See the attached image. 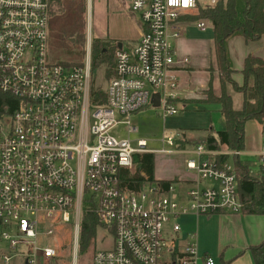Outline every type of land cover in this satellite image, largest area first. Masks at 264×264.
I'll use <instances>...</instances> for the list:
<instances>
[{
    "label": "built area",
    "instance_id": "2783aa9c",
    "mask_svg": "<svg viewBox=\"0 0 264 264\" xmlns=\"http://www.w3.org/2000/svg\"><path fill=\"white\" fill-rule=\"evenodd\" d=\"M123 1L146 30L133 51L116 49L106 103L97 106L89 55L83 65L49 60L51 0H0V92L19 100L13 114L0 117V264H53L63 229L72 230L76 264L85 213L97 215L103 241L112 240L94 252L93 264H216L194 235L181 252L169 247L166 226L178 240L184 217L241 213L234 158L264 176V150H212L205 141L181 148L180 134L162 139L174 149L154 150L132 139L139 133L133 118L154 107L155 95L164 120L178 114L179 68L189 61L176 59L181 18L217 0ZM207 22L197 28L206 31ZM87 48L90 54V37ZM120 125L127 137L113 134ZM174 150L190 178L168 188L156 180L137 192L122 186V171L134 168L137 155Z\"/></svg>",
    "mask_w": 264,
    "mask_h": 264
},
{
    "label": "trees",
    "instance_id": "16d2710c",
    "mask_svg": "<svg viewBox=\"0 0 264 264\" xmlns=\"http://www.w3.org/2000/svg\"><path fill=\"white\" fill-rule=\"evenodd\" d=\"M218 4L208 10L205 19L214 26V57L215 67L208 70L211 81L208 90L204 92L206 104H218L226 121L224 131H209L205 141L212 150H245V127L249 121H257L262 125L264 142V59L249 56L245 60L243 85H238L232 78L235 73L229 55V40L240 36L247 42L260 41L264 36V0H217ZM216 1V2H217ZM187 16H184V19ZM200 20V19H197ZM196 20V21H197ZM86 38L81 36L79 42L85 43ZM111 41H92V54L97 53V60L92 61V76L100 63L105 62L110 72L113 71V56H110ZM115 46V44H114ZM116 47H114L115 53ZM82 65V64H78ZM219 74L222 84V93L219 97L214 94L212 73ZM109 72V73H110ZM114 76L112 73L111 78ZM231 85L233 89L241 93L244 98L241 110H235L233 99L227 93L226 87ZM107 95L102 89L92 83L93 105H104ZM203 101V100H202ZM19 100L9 94L0 92V117L11 115L17 109ZM187 141L180 142L183 147ZM228 160L227 157H223ZM234 166L240 179L238 181V193L242 203L241 214L264 216V176L260 171L251 172L253 163L234 158ZM135 172L122 171V186L129 191H140L147 184L155 180V155H137L134 160ZM173 183L161 181L164 188ZM101 230V223L94 213H85L81 223L79 254L82 248L94 247L97 233ZM253 257L254 264H264V240L260 245L250 246L248 249ZM225 264V263H222Z\"/></svg>",
    "mask_w": 264,
    "mask_h": 264
},
{
    "label": "rangeland",
    "instance_id": "374dc122",
    "mask_svg": "<svg viewBox=\"0 0 264 264\" xmlns=\"http://www.w3.org/2000/svg\"><path fill=\"white\" fill-rule=\"evenodd\" d=\"M89 1L92 9H90ZM96 2L97 0H51L48 43L49 60L51 62H60L68 66L83 65L89 55L92 67V61L97 60V53L93 55L91 49L89 54L87 42L89 33H92L93 39L96 38ZM217 4L218 1H204L196 10L188 14L189 16L185 17L184 20H206L205 15L208 10L214 8ZM187 26L186 37L190 40L200 41L211 35V29L202 32L197 28L196 22H189ZM81 36L86 38L83 44L79 42ZM259 46L261 50H264V38L259 42ZM114 47L116 46L110 43L109 54L113 56L112 61L115 66ZM189 52L190 51H188V53ZM262 53L264 55V52ZM212 59H214V53L212 56L206 57V63ZM106 65L105 62L100 63L91 81V87L94 81L96 87L105 92L108 88L112 73L114 72V69L110 72V68ZM241 98L242 96L240 95V100H242ZM175 106L179 110L178 114L165 120L161 110L156 107H150L134 117L132 122L139 128V133L132 136V139H146L149 148L154 150H161L164 147L174 149L163 145V137H168L170 135L176 137L177 134H180L184 135L186 139L204 141L207 138L206 131L210 130L211 126H213L215 130L222 131L225 129L221 109L218 104L208 106L205 104L204 100L179 98ZM236 107L238 108L240 106L236 104ZM249 128L254 129L249 130ZM246 133H250V136H252L251 145L263 147V138L261 139V137L259 138L258 136L259 132L256 122H252V125H248V131L246 130ZM113 134L119 137H127L126 127L123 125L118 126L113 130ZM248 138L246 136V149L249 147ZM184 158L183 155L175 150L171 153H156L155 178L164 179L170 177L173 169H175L178 164H181ZM132 172H135V166ZM146 189L147 187L145 186L143 190ZM194 218L184 217L179 220L183 225L184 232L182 233L181 239L178 240H176L172 234V225L168 224L166 226L165 239L169 247L173 244L176 245L177 248L183 244L186 245V237L192 236L196 234V232L200 235L203 226H219L218 218L216 217L213 218L211 222L206 221V217H201L199 219ZM56 239L58 243L57 247L61 249V256L57 258L53 264H74L72 259V251L74 248L72 230L63 229L62 232L58 233ZM175 240L177 242H175ZM111 241L110 238L103 241V232L100 230L94 241V247L91 245L90 248H82V254H79L76 264H93L94 252L96 250L109 249L111 247ZM3 253L4 250L0 249V260Z\"/></svg>",
    "mask_w": 264,
    "mask_h": 264
},
{
    "label": "crops",
    "instance_id": "0c3cea01",
    "mask_svg": "<svg viewBox=\"0 0 264 264\" xmlns=\"http://www.w3.org/2000/svg\"><path fill=\"white\" fill-rule=\"evenodd\" d=\"M89 6L90 9H92L90 1ZM96 6L97 30L95 39L111 41L115 44L116 49H118V45L121 43L124 50L133 51L139 44L146 30L140 14L133 12L129 4L123 0H97ZM185 16L189 15L187 14ZM182 18L180 21L182 26L181 36L174 41L176 59L182 60L187 58L189 61L187 64L181 65L179 68L180 87L178 95L179 98L188 100H204L206 97L203 94L208 90L211 81V75L208 70L215 67V57L206 63V57L212 56L214 53V26L207 20V30L211 29V35L200 41L190 40L186 37L188 29L187 24H189V22L197 23L199 20L188 21ZM88 37L91 38V41L94 40L92 33H89ZM263 38L264 36L261 40ZM260 41L247 42L240 36L229 40V55L235 71L232 78L240 86L243 85L244 82L242 71L244 69L245 60L249 56L264 59L262 53L264 50H261L259 46ZM188 51L190 52L188 53ZM212 77L214 94L219 97L222 93V84L218 72L214 71ZM226 91L233 99L234 109L241 110L244 103L243 95L236 92L231 85H227ZM240 95L242 96V100H240ZM236 104L240 107L237 108ZM207 105L212 106L213 104ZM222 117L226 129V121L223 115ZM252 122L257 123L259 132L258 136L259 138L261 137V139L263 138L262 125L255 120L249 121L245 127V151L248 154L260 153L264 150V142L263 147L250 144V142H252V136H250V133H246V130L248 131V125H252ZM213 128L214 127L211 126L210 130ZM252 129L254 128H249V130ZM210 130L206 131L207 135ZM246 136L247 138L249 137L247 139L249 143L248 149H246ZM206 139L204 141H206ZM186 141L188 144L202 142L194 139H186ZM190 176L191 174L187 172L185 162L183 161L173 169L170 177L164 179L155 178V180H187ZM187 217L194 218V216ZM215 217L218 218L219 226H203L200 235H198V232L193 234L200 252L212 257L216 264H254L253 257L248 249L250 246L260 245L264 240V216L225 213L206 217V221L211 222ZM183 232L184 228L182 225V229L177 235L178 239H181ZM190 237L191 236L186 237L187 241ZM184 245L185 244L179 246L177 250L179 252L183 251ZM168 261L169 260H167L165 264H169Z\"/></svg>",
    "mask_w": 264,
    "mask_h": 264
},
{
    "label": "water",
    "instance_id": "95a60500",
    "mask_svg": "<svg viewBox=\"0 0 264 264\" xmlns=\"http://www.w3.org/2000/svg\"><path fill=\"white\" fill-rule=\"evenodd\" d=\"M118 49H122L121 43L118 45ZM153 104H154V107H156V108L159 107V95H155L153 97Z\"/></svg>",
    "mask_w": 264,
    "mask_h": 264
}]
</instances>
